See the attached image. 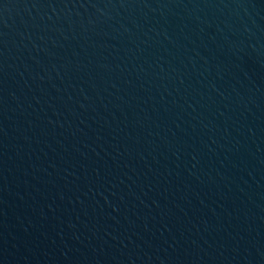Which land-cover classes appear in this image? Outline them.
Returning a JSON list of instances; mask_svg holds the SVG:
<instances>
[{"label":"water","instance_id":"1","mask_svg":"<svg viewBox=\"0 0 264 264\" xmlns=\"http://www.w3.org/2000/svg\"><path fill=\"white\" fill-rule=\"evenodd\" d=\"M0 264H264V0H0Z\"/></svg>","mask_w":264,"mask_h":264}]
</instances>
